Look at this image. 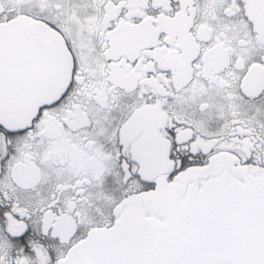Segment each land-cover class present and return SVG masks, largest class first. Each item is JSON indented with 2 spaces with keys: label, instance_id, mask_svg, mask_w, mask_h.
<instances>
[{
  "label": "snow or ice",
  "instance_id": "1",
  "mask_svg": "<svg viewBox=\"0 0 264 264\" xmlns=\"http://www.w3.org/2000/svg\"><path fill=\"white\" fill-rule=\"evenodd\" d=\"M0 264H264V0H0Z\"/></svg>",
  "mask_w": 264,
  "mask_h": 264
}]
</instances>
